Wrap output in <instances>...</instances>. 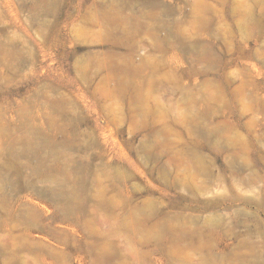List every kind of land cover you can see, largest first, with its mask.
<instances>
[{
	"label": "rangeland",
	"instance_id": "374dc122",
	"mask_svg": "<svg viewBox=\"0 0 264 264\" xmlns=\"http://www.w3.org/2000/svg\"><path fill=\"white\" fill-rule=\"evenodd\" d=\"M0 264H264V0H0Z\"/></svg>",
	"mask_w": 264,
	"mask_h": 264
},
{
	"label": "bare ground",
	"instance_id": "6f19581e",
	"mask_svg": "<svg viewBox=\"0 0 264 264\" xmlns=\"http://www.w3.org/2000/svg\"><path fill=\"white\" fill-rule=\"evenodd\" d=\"M32 219H33L34 221H36V218H35V217H33ZM36 244H37V243H36ZM37 245H39V244H37Z\"/></svg>",
	"mask_w": 264,
	"mask_h": 264
}]
</instances>
